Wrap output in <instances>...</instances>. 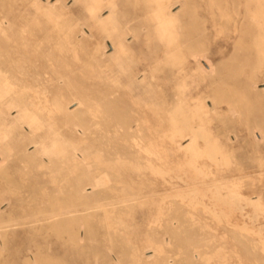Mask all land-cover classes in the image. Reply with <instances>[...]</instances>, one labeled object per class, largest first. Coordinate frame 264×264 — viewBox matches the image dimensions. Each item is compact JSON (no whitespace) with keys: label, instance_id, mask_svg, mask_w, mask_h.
Masks as SVG:
<instances>
[{"label":"rangeland","instance_id":"1","mask_svg":"<svg viewBox=\"0 0 264 264\" xmlns=\"http://www.w3.org/2000/svg\"><path fill=\"white\" fill-rule=\"evenodd\" d=\"M108 1L90 12L85 0H0V122L21 101L35 129H0L14 154L0 264H264V7L171 4L168 26L152 1L112 0L138 28L120 63L112 36L90 31L110 22ZM20 139L54 166L20 175Z\"/></svg>","mask_w":264,"mask_h":264},{"label":"bare ground","instance_id":"2","mask_svg":"<svg viewBox=\"0 0 264 264\" xmlns=\"http://www.w3.org/2000/svg\"><path fill=\"white\" fill-rule=\"evenodd\" d=\"M137 1V0H136ZM144 1V0H142ZM146 1V0H145ZM148 1H152L155 6H156V9L155 11L157 12L156 15H157V18L159 20V22H162V24L164 25H168V26H172L174 24V22L178 19V17H176V15H174L172 13V9L170 8V5L171 4H178V5H181V7H186V6H191V5H195L197 2H204V3H207V4H210V5H219L221 3H224V4H227V5H235L238 7V5H250V4H256L258 6H263L264 7V0H148ZM91 2H94L95 6H101L103 4V0H91ZM85 4L88 5V9L90 12H92L93 10V7L92 5H90V0H85ZM108 8L111 10V14H112V17H111V20L110 22L108 23H99L97 25V29L96 27L92 26V28L90 27V31H91V36L94 37L93 35H95L97 33V35H100L101 37H103V35L107 38H110V35L112 36V45H113V49H114V52L117 56V60L118 62H123L125 60V58L128 59L129 57V53L132 49V43H129L127 41V34L129 33H132L133 37L135 39H138V31H137V27L135 25H131L129 24V21L130 19H126L124 18L123 16V13H116L114 8H115V4L112 2V0H109L108 1ZM238 11V10H237ZM260 13L257 17H254V21H255V34H256V37H257V49H256V53H255V57H256V61H257V64H258V68H259V77L262 81H264V8L259 10ZM220 13V12H219ZM223 14V13H222ZM135 15V14H134ZM139 16V15H138ZM192 16V15H190ZM188 17V16H187ZM1 19V18H0ZM10 22V21H9ZM13 24V23H12ZM241 25V24H240ZM16 26V25H15ZM26 25H24L25 27ZM36 27V26H35ZM14 31V30H13ZM22 31V30H21ZM97 31V32H96ZM96 32V33H95ZM33 33V32H32ZM11 35V34H10ZM38 35V34H36ZM42 35V34H41ZM87 35V34H86ZM53 36L52 35H49L47 36V39H51ZM144 43H143V47H148V40H147V34L144 35ZM14 38V37H13ZM27 38V37H26ZM134 39V40H135ZM13 40V39H12ZM15 41V40H14ZM33 41V40H32ZM51 40H49L50 42ZM139 41V40H138ZM28 42V40H27ZM88 42V41H87ZM136 42V41H135ZM11 43V42H10ZM53 42H50V45L52 44ZM23 44V43H22ZM25 44V43H24ZM11 45V44H10ZM18 45V44H17ZM12 46V45H11ZM91 46V45H90ZM97 48L100 47V43H97ZM10 47V46H9ZM15 47V46H14ZM50 47V46H49ZM88 47V46H87ZM143 47L141 48V50L139 51L140 52H143ZM161 48V46H159V49ZM42 49V48H41ZM45 49V47H44ZM42 49V50H44ZM11 50V49H10ZM18 51V50H17ZM34 51V50H32ZM41 51V50H40ZM137 51V49H136ZM147 51V50H146ZM199 51V50H198ZM2 52V51H1ZM12 52V51H11ZM10 52V53H11ZM19 52V51H18ZM42 52V51H41ZM46 52H48V49L46 50ZM158 52V51H157ZM9 53V52H7ZM25 53V51H24ZM138 53V54H139ZM1 54V53H0ZM4 54V53H3ZM13 54V53H12ZM2 55V54H1ZM24 55V54H23ZM37 55V54H36ZM33 56V57H36ZM104 55V54H102ZM140 55V54H139ZM12 56V55H11ZM42 56V55H40ZM194 58L196 57V55H192ZM20 57V56H19ZM142 57V56H141ZM16 58V57H15ZM24 58V57H22ZM20 58V59H22ZM26 58V57H25ZM137 59V57H132L131 59ZM14 59V58H13ZM30 59V58H28ZM38 59V57H37ZM159 59V56L157 55L155 57V61L157 62ZM207 59V58H206ZM7 60V59H6ZM18 60V59H17ZM27 60V59H26ZM33 60V59H32ZM89 60V59H88ZM191 60V59H190ZM208 60V59H207ZM1 61V60H0ZM21 60H19L20 62ZM38 61V60H37ZM53 61V60H52ZM87 61V60H86ZM5 62V60H4ZM3 62V64H4ZM10 62V61H9ZM27 62V61H26ZM29 62V60H28ZM36 62V61H35ZM34 61L32 63H35ZM41 62V61H40ZM60 63V62H59ZM6 64H7V61H6ZM5 64V65H6ZM35 65V64H34ZM12 66V65H11ZM23 66V65H22ZM33 66V65H32ZM6 67V66H5ZM9 67V66H8ZM27 67V65H26ZM34 67V66H33ZM47 67V65H46ZM4 68V67H3ZM7 68V67H6ZM12 68V67H11ZM10 68V69H11ZM24 68V66H23ZM36 68V67H34ZM39 68V67H38ZM37 68V69H38ZM48 68V67H47ZM150 68V67H149ZM2 69V68H1ZM9 69V68H8ZM13 69V68H12ZM57 70L59 71V69L57 68ZM4 71V70H2ZM6 71V70H5ZM10 71V70H9ZM17 71V69H16ZM15 71V72H16ZM26 71V69H25ZM24 71V72H25ZM36 71V69H35ZM47 71V70H45ZM49 71V70H48ZM138 71V70H137ZM11 71H10V74L11 75ZM14 73V72H13ZM22 73V72H20ZM62 73V72H61ZM140 73V72H139ZM15 74V73H14ZM19 74V73H18ZM24 74V73H23ZM45 74V73H44ZM136 74V73H135ZM13 75V74H12ZM11 75V76H12ZM30 75V74H29ZM67 75V73H66ZM17 76V75H16ZM15 76V77H16ZM35 76V75H34ZM38 76V75H37ZM65 76V75H63ZM149 76V75H148ZM10 77V76H9ZM6 78V79H9ZM66 77V76H65ZM166 77V76H165ZM35 78V77H34ZM43 80L45 79V81H50L53 76L50 75L48 77H42ZM42 78H39L38 80L40 81ZM55 78V77H54ZM63 78V77H62ZM19 79V78H18ZM24 79V78H23ZM148 79V78H147ZM167 79V78H166ZM32 80V79H31ZM36 80V79H35ZM169 80V79H168ZM18 81V80H17ZM23 81V80H21ZM151 81V80H150ZM52 82V81H51ZM57 82V81H56ZM40 83V82H38ZM50 83V82H49ZM20 84V83H19ZM33 84V83H31ZM48 84V83H47ZM159 84V83H158ZM18 85V84H17ZM34 85V84H33ZM38 85V84H37ZM41 85V83H40ZM55 85V84H54ZM30 86V85H29ZM48 86V85H47ZM59 86V85H58ZM157 86V85H156ZM261 86V85H260ZM18 87V86H17ZM35 87V86H34ZM39 87V86H38ZM45 87V86H44ZM52 87V86H51ZM154 87V85H153ZM44 89V88H42ZM41 89V90H42ZM7 90V91H5ZM5 90H4V86L1 84L0 82V101H6L8 98H6V95H8V92L11 90V88L9 86H5ZM46 90V89H45ZM161 91V90H160ZM52 92V91H51ZM55 92V91H53ZM162 92V91H161ZM28 94V93H27ZM31 94V93H30ZM29 94V95H30ZM50 94V93H49ZM52 95V94H51ZM50 95V96H51ZM31 96V95H30ZM52 97V96H51ZM6 98V100H4ZM28 98V97H27ZM32 98V97H31ZM160 99V97H159ZM158 99V100H159ZM35 100V99H34ZM161 100V99H160ZM33 102V101H32ZM230 102V101H229ZM2 104V103H1ZM8 104L11 106V105H16L18 107L21 108V110L19 111L18 115L14 117L13 120H10L9 117L7 118H4L7 122L4 123V124H1L0 122V129H2L3 127H8L10 126L11 124L14 125L16 124L15 126H17L18 129H20V131L22 132V130L24 132H26L24 129H22V126H20L21 124L25 123L27 124L28 126V129L29 131L26 132L27 135H32L34 134V125L32 124V120H31V117L29 116L28 112L25 111V107H24V103L23 102H12V101H8ZM249 104V103H248ZM13 114V113H12ZM7 116H10V112L8 111L6 113ZM72 116V115H71ZM108 116V115H107ZM106 116V117H107ZM259 116V114L257 115V117ZM115 117V116H114ZM118 117V116H117ZM70 118V117H69ZM76 118V117H75ZM108 118V117H107ZM139 118V117H138ZM106 119V118H105ZM73 120V119H72ZM110 120V119H109ZM112 120V118H111ZM139 120V119H138ZM113 121V120H112ZM124 121V120H122ZM140 121V120H139ZM259 121V120H258ZM111 122V121H110ZM128 122V120H127ZM126 122V123H127ZM135 122V121H133ZM138 122V121H137ZM89 123V121H88ZM115 123V121H114ZM125 123V122H123ZM129 123V122H128ZM260 123V122H259ZM109 124V122H108ZM111 124V123H110ZM93 125V124H92ZM113 125V123L111 124ZM117 125V124H116ZM122 125V124H121ZM126 126V124H124ZM130 125V123H129ZM128 125V126H129ZM127 126V127H128ZM131 126V125H130ZM110 127V125H109ZM113 127V126H111ZM126 127V128H127ZM116 128V127H115ZM142 128V127H141ZM144 128V127H143ZM138 129H140V127H138ZM137 130V129H136ZM124 131V130H123ZM141 131V129H140ZM144 131V130H143ZM142 131V133H143ZM129 132V131H128ZM260 132H261V135L264 136V126H261L260 127ZM120 133V132H119ZM126 134V132H124ZM78 134V133H77ZM122 134V133H121ZM137 134V133H136ZM149 133H146V136L148 135ZM190 134V133H189ZM124 135V134H123ZM127 135V134H126ZM125 136V135H124ZM138 136V135H137ZM140 136V135H139ZM120 137V136H119ZM122 137V136H121ZM129 137V136H128ZM131 137V136H130ZM129 137V138H130ZM136 137V136H135ZM142 137H145L142 135ZM149 137V136H148ZM146 137V138H148ZM125 138V137H124ZM127 138V136H126ZM134 138V137H133ZM197 138V137H196ZM130 140V139H129ZM259 140V139H258ZM5 137L0 133V177H3L5 175H12L14 172L11 171V158L13 157V148L9 145L6 144L5 142ZM131 142V141H129ZM133 142V141H132ZM29 143H26L24 139H20L19 141V147H18V151H17V154H18V158L17 159V162L18 164H23L24 168L22 171H19V174L22 175V176H29L30 174L34 173V171L32 170L33 167H45L47 165H51L52 164V160L50 157H48L47 159H45L43 156V153L42 152H39L38 150L41 148L39 145L37 146L35 144V141L34 142H30V144H35V147H36V150H33L31 151L30 150V147L28 145ZM130 144V143H129ZM139 144V142H138ZM144 144V143H143ZM133 145V144H132ZM139 146V145H138ZM40 147V148H39ZM133 147V146H132ZM129 148V147H127ZM136 148V147H135ZM131 150V149H130ZM138 150V149H137ZM149 150V149H147ZM134 151V150H133ZM139 151V150H138ZM126 152V151H125ZM129 152V150H128ZM132 152V151H131ZM135 152V151H134ZM127 153V152H126ZM143 153V152H142ZM148 153V152H146ZM117 154V153H116ZM134 154V153H133ZM114 156V155H113ZM121 157V156H120ZM149 157V156H148ZM157 157V156H156ZM159 157V156H158ZM243 157V156H242ZM127 159V158H126ZM60 160V158H59ZM76 162L77 163H81L82 161L76 157L75 158ZM16 161V160H15ZM56 161V160H55ZM54 162V161H53ZM64 162V161H63ZM107 162V161H106ZM66 163V162H65ZM15 165V164H14ZM141 165V164H140ZM17 166V165H16ZM52 166H54V164H52ZM94 167V166H93ZM18 169V168H17ZM53 170V169H52ZM87 170V169H86ZM88 171V170H87ZM17 172V171H16ZM54 172V171H53ZM46 173V172H45ZM48 174V173H47ZM89 174V173H88ZM17 175V174H16ZM108 176V175H107ZM40 177V180H41V176ZM97 179V178H96ZM7 180V179H6ZM47 180V179H46ZM110 180V179H108ZM115 180V179H114ZM44 182V179L42 180ZM41 181V182H42ZM69 181V180H68ZM11 182V181H10ZM112 182V181H111ZM111 184V183H110ZM113 187V186H111ZM115 187V186H114ZM69 188V187H68ZM52 189V188H51ZM54 189V187H53ZM52 189V190H53ZM104 189V188H103ZM120 190V188H118ZM51 190V191H52ZM54 191V190H53ZM3 192V191H2ZM133 195V194H131ZM136 196V195H135ZM63 197V196H62ZM132 197V196H131ZM137 197V196H136ZM234 197V196H233ZM55 198V197H54ZM135 201V200H134ZM100 203V202H99ZM65 204V203H64ZM66 205V204H65ZM79 205V203H78ZM89 205V204H88ZM63 208V207H62ZM61 208V209H62ZM60 209V210H61ZM227 209V208H226ZM51 210V208H50ZM59 210V208H58ZM235 212V211H234ZM6 213V212H5ZM7 214V213H6ZM49 214V212H48ZM70 214V213H69ZM74 214V213H73ZM58 213H54L53 216H57ZM71 215V214H70ZM75 216V215H74ZM234 216V215H233ZM59 217V216H58ZM71 218V216H70ZM76 218V217H75ZM11 220V219H10ZM39 221V220H38ZM0 222H4L3 218L0 217ZM41 223V222H40ZM57 225V224H56ZM233 225V224H232ZM58 227V226H57ZM230 227V226H229ZM62 228V227H61ZM74 230V229H73ZM51 232V230H49ZM240 235V234H239ZM4 236V235H3ZM66 238V237H65ZM71 241V240H70ZM238 251V250H237ZM203 253V252H202ZM40 264V263H39ZM189 264V263H188Z\"/></svg>","mask_w":264,"mask_h":264}]
</instances>
